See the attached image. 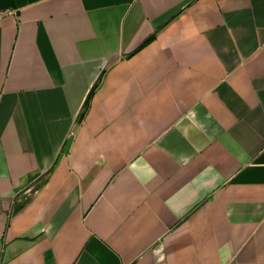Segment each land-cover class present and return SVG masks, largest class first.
<instances>
[{
	"label": "crops",
	"instance_id": "1",
	"mask_svg": "<svg viewBox=\"0 0 264 264\" xmlns=\"http://www.w3.org/2000/svg\"><path fill=\"white\" fill-rule=\"evenodd\" d=\"M0 264H264V0H0Z\"/></svg>",
	"mask_w": 264,
	"mask_h": 264
},
{
	"label": "trees",
	"instance_id": "2",
	"mask_svg": "<svg viewBox=\"0 0 264 264\" xmlns=\"http://www.w3.org/2000/svg\"><path fill=\"white\" fill-rule=\"evenodd\" d=\"M94 89L90 92V94L88 95V97L86 98V101L84 102V105H83V108L80 112V115L78 117V121H82L85 114L87 113V110H88V107H89V101H90V98H91V95L93 93Z\"/></svg>",
	"mask_w": 264,
	"mask_h": 264
}]
</instances>
